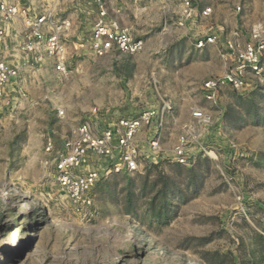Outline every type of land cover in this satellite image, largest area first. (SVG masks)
<instances>
[{
    "label": "rangeland",
    "instance_id": "1",
    "mask_svg": "<svg viewBox=\"0 0 264 264\" xmlns=\"http://www.w3.org/2000/svg\"><path fill=\"white\" fill-rule=\"evenodd\" d=\"M195 1L228 19V31L237 23L241 42L252 26L264 30V0ZM56 2L55 17L72 22L70 72L30 65L20 74L25 97L0 102V264H264V85L225 89L216 105L204 98L220 55L196 49L176 25L181 0H108L144 41L142 52L115 58L76 48L96 18L87 0ZM162 99L172 106L165 157L103 177L79 210L43 166L47 135L58 145L94 107L133 116ZM195 108L213 117L200 138L212 153L181 165L169 150Z\"/></svg>",
    "mask_w": 264,
    "mask_h": 264
},
{
    "label": "built area",
    "instance_id": "2",
    "mask_svg": "<svg viewBox=\"0 0 264 264\" xmlns=\"http://www.w3.org/2000/svg\"><path fill=\"white\" fill-rule=\"evenodd\" d=\"M44 1L46 6L37 11L35 5L21 0H0L1 103H9L12 93L25 97L20 74L30 65L49 62L59 75L70 72L72 54L67 43L72 22L55 17L56 0ZM87 3L95 10L96 18L90 33L78 39L77 50L89 51L96 58L132 56L143 51L144 41L118 17L110 15L108 0ZM211 14L210 6L181 0L176 25L191 32L196 49L217 47L224 68L201 85L204 98L216 105L225 89L240 91L254 82L264 85V30L261 24L252 26L248 40L241 42L239 29L228 31L221 24L206 25ZM171 111V102L164 99L158 106L133 116L112 118L108 110L94 107L88 117L60 136L58 145L47 135L43 166L52 169L54 183L74 206L88 210L93 204L92 190L103 177L141 172L165 157L162 140ZM212 122V115L204 109H192L188 123L169 150L171 160L190 165L199 154L212 153L200 142L202 132Z\"/></svg>",
    "mask_w": 264,
    "mask_h": 264
},
{
    "label": "crops",
    "instance_id": "3",
    "mask_svg": "<svg viewBox=\"0 0 264 264\" xmlns=\"http://www.w3.org/2000/svg\"><path fill=\"white\" fill-rule=\"evenodd\" d=\"M216 14L214 13V10L212 9V14L210 15V17L206 20V25H209L210 23H213V24H221V25H224L226 28H227V30H228V19H226V20H223V21H221V20H218V18L215 16ZM124 25H126V26H128L127 24H125V23H123ZM129 27V26H128ZM238 24L237 23H234V24H232L231 26H230V28H236V29H238ZM130 28V27H129ZM131 30V29H130ZM187 31V30H186ZM189 34H190V38H189V40H191L192 41V37H191V32H189V31H187ZM208 47H210V46H208ZM213 48V47H212ZM125 58H127V56H124ZM220 57V56H219ZM220 62H221V65H220V67H217L216 68V70H215V72L216 73H220L222 70H223V68H224V64H223V60L221 59V57H220ZM219 68V69H218Z\"/></svg>",
    "mask_w": 264,
    "mask_h": 264
},
{
    "label": "bare ground",
    "instance_id": "4",
    "mask_svg": "<svg viewBox=\"0 0 264 264\" xmlns=\"http://www.w3.org/2000/svg\"><path fill=\"white\" fill-rule=\"evenodd\" d=\"M22 203V202H21Z\"/></svg>",
    "mask_w": 264,
    "mask_h": 264
}]
</instances>
